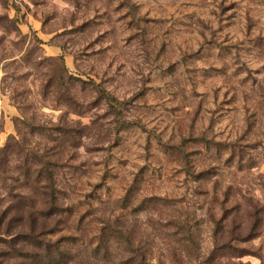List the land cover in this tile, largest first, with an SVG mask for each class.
I'll return each mask as SVG.
<instances>
[{
    "label": "rangeland",
    "instance_id": "rangeland-1",
    "mask_svg": "<svg viewBox=\"0 0 264 264\" xmlns=\"http://www.w3.org/2000/svg\"><path fill=\"white\" fill-rule=\"evenodd\" d=\"M142 258L264 264V0H0V264Z\"/></svg>",
    "mask_w": 264,
    "mask_h": 264
},
{
    "label": "trees",
    "instance_id": "trees-1",
    "mask_svg": "<svg viewBox=\"0 0 264 264\" xmlns=\"http://www.w3.org/2000/svg\"><path fill=\"white\" fill-rule=\"evenodd\" d=\"M109 101H112L113 99L111 97H107ZM18 236V235H17ZM29 236V235H28ZM9 246H11L12 248H14V243L12 241H8ZM142 262L144 264H150L148 263L146 258H142ZM140 264V263H139Z\"/></svg>",
    "mask_w": 264,
    "mask_h": 264
}]
</instances>
